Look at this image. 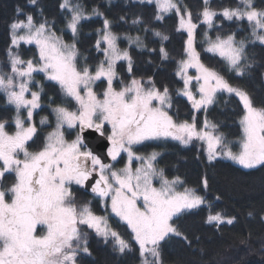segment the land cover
Instances as JSON below:
<instances>
[{
  "label": "snow or ice",
  "instance_id": "obj_1",
  "mask_svg": "<svg viewBox=\"0 0 264 264\" xmlns=\"http://www.w3.org/2000/svg\"><path fill=\"white\" fill-rule=\"evenodd\" d=\"M140 2L155 3L157 21L174 12L178 17L176 30L186 33L184 56L177 61L175 75L183 81L177 95L186 97L194 110L191 122L178 121L169 113L173 102L168 86L157 87L152 76L147 81L135 76L127 82L121 78L118 62H126L131 75L133 58L127 49L119 47L121 36L113 31L112 21L98 8L88 13L82 4L62 0L59 7L67 13L66 29L71 33V42L57 35L54 22L50 24L44 19L36 23L31 14L10 24L8 71L0 70V93L14 109L11 119L15 131L7 130L8 119H0V264H77L80 252L89 253L88 234L81 226L94 230L105 243L111 238L121 254L131 251L129 241L111 227L107 216L96 215L89 203L76 200L72 186L87 189V182L97 172L99 178L90 190L105 202L106 210L110 201L111 213L130 229L138 245L140 264H165L163 246L174 237L190 246L191 241L175 221L205 204V199L194 189L177 190L184 182L179 176L169 179L165 175L158 166L160 153L141 155L134 151V146L146 141L171 139L188 146L198 140L207 145L210 164L222 157L244 169L264 167V105L256 106L247 91L233 86L220 72L205 65L197 50L200 24L211 30L217 27L215 21L220 18L235 24L246 22V36L228 31L213 38L205 31L203 40L205 52L224 60L236 76H244L252 66L248 62V47L257 42L264 45V7H258L255 0H237L235 6L217 10L211 7L210 0H201L202 7L196 14L200 23H197L193 12L180 0ZM31 4L35 6L37 0H31ZM92 16L103 17L94 45L103 59L94 70L87 57H83V64L79 63L82 53L77 40L83 22ZM120 20L126 22L123 16ZM132 24H144V21L137 17ZM142 30L151 31L159 38L160 58L168 60L163 42L169 36L147 26ZM123 39L130 46L148 47L140 36L126 34ZM21 43L34 45L36 54L24 59L14 51ZM189 69H195L196 75H189ZM39 74L57 85L66 99L57 103L55 98L48 97L47 107L51 110L49 115L55 118V126L33 151L29 142L35 143L38 133L34 114L44 110L42 100L47 96L44 84L36 79ZM97 81L107 84L99 94L94 90ZM116 81L121 85L119 89L114 87ZM222 92L234 94L243 105L239 118L241 135L236 142L230 141L220 131V125L207 117L209 107ZM71 101H75V110L68 106ZM201 111L205 117L198 127L195 113ZM39 123L50 125L49 116H42ZM65 128L75 132L74 139H66ZM89 130L106 138L111 160L116 161L121 153L127 154L124 167L113 170L112 165L105 164L88 148L85 141ZM234 143L238 144L236 151ZM134 161L139 166L134 167ZM11 175L14 182L8 186L6 178ZM154 181L159 182V187ZM203 185L208 187L207 177ZM207 222L231 225L234 218L209 214Z\"/></svg>",
  "mask_w": 264,
  "mask_h": 264
},
{
  "label": "trees",
  "instance_id": "obj_2",
  "mask_svg": "<svg viewBox=\"0 0 264 264\" xmlns=\"http://www.w3.org/2000/svg\"><path fill=\"white\" fill-rule=\"evenodd\" d=\"M80 3L88 13L93 8H98L112 21V29L121 36L119 47L127 49L133 58V72H127V64L118 62L117 70L121 78L127 82L143 77L145 81L152 76L157 87L168 86L172 95L173 106L169 113L178 121L191 122L194 110L186 97L177 95V90L183 88V81L175 75L177 61L183 58L186 33L178 32V17L175 13L166 14L161 21L155 19V3H141L140 0H72ZM62 0H37L34 6L31 0H0V70L8 71L7 50L11 45L10 24L19 19L24 20L31 14L36 23L44 19L52 24L57 35L71 42V33L66 29L67 13L60 9ZM193 12L196 19L197 12L201 9V0H180ZM237 0H210L211 7L219 10L225 6H235ZM258 7H264V0H255ZM19 9V13L18 10ZM126 18L121 21L120 17ZM140 17L144 24H132V20ZM217 27L209 30L204 24L197 29V50L201 54V60L205 65L216 69L233 86L247 91L253 98L256 106L264 105V45L258 42L248 47L249 63L252 64L245 75L240 77L229 70L226 62L212 53L204 51V33L208 32L215 38L217 34L228 31H236L247 35V23L235 24L223 21L222 18L215 21ZM222 25V27H221ZM103 17L92 16L84 21L80 34L77 37L78 47L82 53L79 61L83 64V57H87V63L95 66L103 59L102 53L95 50V41L98 38L97 29L102 28ZM147 26L161 31L169 36L163 45L169 53L168 60H161L159 47L161 42L151 31L145 33L142 29ZM140 36L147 44L146 49L129 45L125 35ZM148 49H156L151 52ZM18 51L24 59L32 58L36 54L34 45L21 43ZM254 61V62H253ZM45 86L47 96L43 97L44 110H37L34 121L38 133L34 138L35 143L29 142L30 150H37L44 137L55 125V118L50 116V108L47 107L48 97L61 103L66 98L60 93L59 87L43 79V74L36 76ZM106 81H97L95 90L102 93L106 88ZM119 81L114 82V87L119 88ZM36 90V89H33ZM70 109L76 108L75 101L68 104ZM23 114V113H22ZM243 114V105L234 94L226 92L218 93L216 102L211 105L207 117L220 125V131L225 133L232 142L238 141L241 135L239 118ZM15 115L12 106L7 105L6 97L0 93V119H8L9 132L15 131L12 117ZM198 127L202 124L205 114L203 111L195 113ZM42 116H49L51 124L41 126ZM139 152L157 151L158 166L163 168L165 175L172 179L179 176L184 182L181 188L194 189L197 194L205 199V204L191 212L185 213L175 221L181 231L191 241L189 246L181 238H172L163 246V258L165 264H264V167L244 169L231 160L218 157L211 164L207 160L204 142L194 140L190 145L183 146L171 139L145 142L137 147ZM233 150H238V144L233 145ZM120 162L122 159L120 158ZM207 177L208 187L203 185V179ZM14 182V175L6 178V185ZM75 197L78 203H89L100 215H108L111 226L122 238L129 241L132 250L121 254L114 247V242L109 238L105 243L104 238L98 236L93 230L87 229L89 253L80 252L77 256L78 264H140L138 245L132 239L130 229L119 221L118 217L110 214L105 209L103 201L93 199L87 191L75 189ZM220 213L223 217L234 218V223L229 225L207 222L209 214ZM251 213V215H249ZM243 241V242H242Z\"/></svg>",
  "mask_w": 264,
  "mask_h": 264
},
{
  "label": "rangeland",
  "instance_id": "obj_3",
  "mask_svg": "<svg viewBox=\"0 0 264 264\" xmlns=\"http://www.w3.org/2000/svg\"><path fill=\"white\" fill-rule=\"evenodd\" d=\"M189 75H193V76H195V75H196V70H195V69H189ZM117 89H119V88H117ZM94 90H95V86H94ZM95 91H96V90H95ZM193 91L195 92V81L193 82ZM96 92H97V91H96ZM97 93H98V92H97ZM98 94H99V93H98ZM75 109H76V108L71 109V110H75ZM54 126H55V125H54ZM54 126H53V127H54ZM51 130H52V129H51ZM51 130H50V131H51ZM10 133H13V132H10ZM65 137H66V139H68V140L74 139V138H75V132H74L73 130H71V129H67V128H65ZM161 140H163V139H161ZM146 142H148V141H146ZM204 144H205V143H204ZM138 146H139V145L134 146V151H136L138 154H141V155H147V154L153 152V151H150V152H139V151L137 150V147H138ZM205 147H207L206 144H205ZM155 152H157V151H155ZM120 158L122 159L121 162L119 161ZM126 161H127V154H126V153H121V156L118 157L117 160H116L114 163L111 164L113 170L124 167ZM133 166H134V167L139 166V162H138V161H134ZM154 183H155V185H156L157 187H159V182H158V181H154ZM183 189H184V188H181V185L177 186V190H178V191H183ZM80 203H81V202H80ZM103 203L105 204V202H103ZM107 203L109 204V207H108L109 212H110V214H112V213H111V210H110V201H108ZM81 204H82V203H81ZM89 206H90V204H89ZM90 207H91V206H90ZM91 209H92V211H93L96 215H100L99 213L95 212V211H94L95 209H93L92 207H91ZM112 215H114V214H112ZM101 216H107V217H108V215H101ZM109 224H110V221H109ZM110 225H111V224H110ZM81 227H82V230H83L84 232L87 233V229H88V228H87L86 226H81ZM111 227H112V226H111ZM112 228H113V227H112ZM113 229H114V228H113ZM91 230H92V229H91ZM39 231L42 232L43 229H39ZM93 231H94V230H93ZM94 232H95V231H94ZM87 234H88V233H87ZM77 264H78V262H77Z\"/></svg>",
  "mask_w": 264,
  "mask_h": 264
},
{
  "label": "water",
  "instance_id": "obj_4",
  "mask_svg": "<svg viewBox=\"0 0 264 264\" xmlns=\"http://www.w3.org/2000/svg\"><path fill=\"white\" fill-rule=\"evenodd\" d=\"M85 143L87 146L101 157L104 163L111 162V158L107 155V140L105 137H101L98 133L89 130V134L86 135ZM90 185V182H87ZM90 190V186L88 187Z\"/></svg>",
  "mask_w": 264,
  "mask_h": 264
},
{
  "label": "flooded vegetation",
  "instance_id": "obj_5",
  "mask_svg": "<svg viewBox=\"0 0 264 264\" xmlns=\"http://www.w3.org/2000/svg\"><path fill=\"white\" fill-rule=\"evenodd\" d=\"M89 148V147H88ZM90 149V148H89ZM96 154V153H95ZM103 161V160H102ZM115 161H111V162H108V163H105V164H112V163H114ZM99 178V175H98V172L97 173H94L93 174V178H91L88 182H90L91 184H93L94 182H95V179H98ZM91 184L89 185V186H91ZM73 187V191H75V189H82V190H84V191H87L89 194H90V196L93 198V199H97V200H100V201H103L101 198H99V197H97V196H95L92 192H91V190H89L88 188L87 189H85V188H80L79 186H76V185H73L72 186ZM75 193V192H74ZM104 202V201H103Z\"/></svg>",
  "mask_w": 264,
  "mask_h": 264
}]
</instances>
